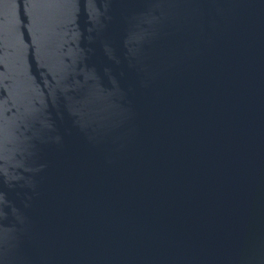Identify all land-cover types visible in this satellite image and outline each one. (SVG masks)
<instances>
[{
    "label": "water",
    "instance_id": "1",
    "mask_svg": "<svg viewBox=\"0 0 264 264\" xmlns=\"http://www.w3.org/2000/svg\"><path fill=\"white\" fill-rule=\"evenodd\" d=\"M0 264H264V0H0Z\"/></svg>",
    "mask_w": 264,
    "mask_h": 264
}]
</instances>
